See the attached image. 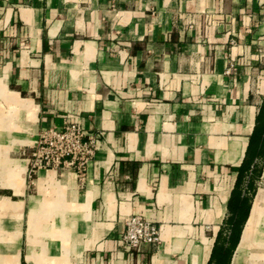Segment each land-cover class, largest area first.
Masks as SVG:
<instances>
[{"label":"crops","instance_id":"0c3cea01","mask_svg":"<svg viewBox=\"0 0 264 264\" xmlns=\"http://www.w3.org/2000/svg\"><path fill=\"white\" fill-rule=\"evenodd\" d=\"M262 107L264 0H0V264H208L242 163L264 177ZM70 121L99 137L85 178L30 185L18 149ZM254 193L228 264L256 197L236 264H264ZM136 213L158 248L118 242Z\"/></svg>","mask_w":264,"mask_h":264},{"label":"built area","instance_id":"2783aa9c","mask_svg":"<svg viewBox=\"0 0 264 264\" xmlns=\"http://www.w3.org/2000/svg\"><path fill=\"white\" fill-rule=\"evenodd\" d=\"M98 139V134L85 130L78 122H64L60 129L40 130L35 143L20 151L27 160L28 183L31 185L37 174L47 169L73 170L82 181L96 153ZM118 242L127 249H137L142 244L158 248L160 228L142 214H131L125 220Z\"/></svg>","mask_w":264,"mask_h":264},{"label":"trees","instance_id":"16d2710c","mask_svg":"<svg viewBox=\"0 0 264 264\" xmlns=\"http://www.w3.org/2000/svg\"><path fill=\"white\" fill-rule=\"evenodd\" d=\"M260 114H264V107H262ZM247 153V161H252V158H260L264 156V123L261 122V116H258L257 118ZM258 172L255 164L249 169L245 162L242 163L228 202L229 215L225 220V228L228 232L224 235L222 233L224 229L222 228L218 233L208 264L229 263L231 254L240 237L244 221L248 216L251 199L255 192V185L253 184L252 179L254 176L259 175L260 172ZM245 180V185L243 184L244 186H242V182Z\"/></svg>","mask_w":264,"mask_h":264},{"label":"bare ground","instance_id":"6f19581e","mask_svg":"<svg viewBox=\"0 0 264 264\" xmlns=\"http://www.w3.org/2000/svg\"><path fill=\"white\" fill-rule=\"evenodd\" d=\"M259 201H260L259 197H256L254 202H253V207L251 210V216L245 225L241 241H240V243L237 247L236 253L234 255L233 264H236V260L239 259L238 257L243 253L247 244L250 241L251 235H253V233H254V224H255L254 221L256 219V216L260 213V202Z\"/></svg>","mask_w":264,"mask_h":264},{"label":"rangeland","instance_id":"374dc122","mask_svg":"<svg viewBox=\"0 0 264 264\" xmlns=\"http://www.w3.org/2000/svg\"><path fill=\"white\" fill-rule=\"evenodd\" d=\"M23 147H20L18 150H19V153H20V151H21V149H22ZM20 155V154H19ZM22 157V156H21ZM262 162H259L258 164H257V166H256V169H257V171H261L262 170V164H261ZM258 172V173H259ZM255 179H256V181H255V189L257 188V187H264V177H260V175H257V176H255ZM259 180V182H257ZM255 194V193H254ZM253 194V195H254Z\"/></svg>","mask_w":264,"mask_h":264}]
</instances>
